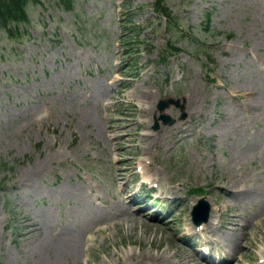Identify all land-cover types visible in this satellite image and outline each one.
I'll return each mask as SVG.
<instances>
[{"label":"rangeland","instance_id":"374dc122","mask_svg":"<svg viewBox=\"0 0 264 264\" xmlns=\"http://www.w3.org/2000/svg\"><path fill=\"white\" fill-rule=\"evenodd\" d=\"M157 1L74 0L65 10L58 0H37L27 7L28 22L12 24L10 31L0 26V264L195 259L178 235L188 223V205L178 207L169 226L139 214L132 222L94 211L80 176L83 170L96 177L111 204L116 181L109 177L122 173L120 182H129L144 147L163 135L165 126L158 121L154 130V121L161 114L178 118L174 106L157 109L166 98L185 99L191 126L168 154L159 151L158 174L185 194L188 204L202 194L189 190L202 187L216 206L226 180L232 184L249 174L253 193L247 190L250 201L243 204L241 198L239 204L242 215L253 212V218L234 264L261 259L264 0H161L173 24L156 17ZM168 42L181 52L162 59ZM113 61L120 62L117 68ZM145 127L155 137L141 138ZM114 200L115 213L129 215L130 208ZM223 210L214 225L218 239L232 236V212ZM48 233L55 237L45 239ZM71 238L78 239L73 260L65 244Z\"/></svg>","mask_w":264,"mask_h":264},{"label":"bare ground","instance_id":"6f19581e","mask_svg":"<svg viewBox=\"0 0 264 264\" xmlns=\"http://www.w3.org/2000/svg\"><path fill=\"white\" fill-rule=\"evenodd\" d=\"M192 97L195 98V93H192ZM148 108H150L149 104L147 105ZM146 113V110L144 109V112ZM264 159V157L262 158ZM234 181L231 182L226 180L224 182L223 191L225 192V202H223V207H231L235 208L233 210V213L231 215L232 221H231V226L234 228L233 230L235 231L236 235H242L243 238H245V233L243 232L244 226L240 224L239 219L241 218V210L242 207L238 204L241 201V198H245V201H242L243 204H247L250 199L245 193L247 190H249L251 187L249 185V174H246L242 176L241 178H234ZM238 181L243 182L244 184H239ZM263 190H264V183L260 185ZM234 187L237 188V190H234ZM73 190H77L76 188H73ZM249 193L252 194L253 192L249 190ZM264 205V202L262 203ZM30 221V220H29ZM34 230H37L36 227L33 228ZM55 236L53 233H48L44 236L45 239H52ZM77 238H71L70 241H65V244H67L68 247V256H70L71 260L76 259L78 257V245H77ZM234 249L235 250H241L242 248V243L239 242V240H234ZM42 258V257H41ZM263 258H264V253H263ZM191 261L190 257H185L184 261L182 264H188V262ZM235 261H238V255L235 256ZM44 264H50V263H44Z\"/></svg>","mask_w":264,"mask_h":264},{"label":"trees","instance_id":"16d2710c","mask_svg":"<svg viewBox=\"0 0 264 264\" xmlns=\"http://www.w3.org/2000/svg\"><path fill=\"white\" fill-rule=\"evenodd\" d=\"M37 0H0V26L7 28L11 24H19L28 22L27 7L30 3H34ZM74 0H59V3L64 5L65 9H71ZM156 9L159 12H163L166 18L173 22L171 14L163 7L162 1L159 0L155 3ZM9 30V29H8ZM172 51L176 50L175 47H170Z\"/></svg>","mask_w":264,"mask_h":264}]
</instances>
